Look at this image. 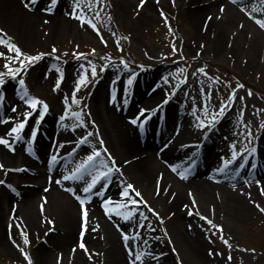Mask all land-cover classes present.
Here are the masks:
<instances>
[{"label": "rangeland", "instance_id": "374dc122", "mask_svg": "<svg viewBox=\"0 0 264 264\" xmlns=\"http://www.w3.org/2000/svg\"><path fill=\"white\" fill-rule=\"evenodd\" d=\"M257 1L264 4V0H242L237 8L240 10L242 5ZM43 2L49 6L48 0ZM76 2L81 6L80 9H75L77 16L82 14L86 20L82 23L78 18L69 15L68 24H61L63 31L60 35L48 34L49 28L45 25H40L35 29V38L32 42L18 36L13 39L7 33H0V37L6 42L16 44L22 53L44 54L34 63L25 61L24 67L21 68L20 61L24 60V56H18L14 50H10L7 43H0V52L7 54L0 56V73L4 74V85L6 86L2 89V85H0V93L4 94V99L8 102V105L5 104L0 110L2 116L6 113L8 116L0 119L6 122L10 120L11 128L20 120H26L24 130L22 128L17 133L9 131L6 139L9 140L11 147L8 145L7 147L20 146L21 149L29 150L27 146L32 145V133L36 128V119L43 116L42 120L46 118L51 120L50 123L43 122L45 127L52 126L55 122V130L65 134L71 140L70 143H64L60 147H56L55 150V155L58 157L56 161L59 159L63 161L64 175L93 150L99 153V157L94 161V167L103 169L105 164L112 166L114 159L111 171L114 173L118 169L116 165L118 158L102 137L99 125L91 110V102L97 90L103 81H106L111 87L117 81H124L125 85H128L129 77L132 78V86L138 80L142 83L143 80H146L141 74H145L146 78L153 80L155 85L165 82L164 88L167 92L165 98L168 100L166 109L169 112L170 106L174 103L171 110L182 114L180 120H184L185 125L194 132L195 140L189 141L196 143L198 139L208 134L206 141L200 147H212L210 149H214L222 155L223 161L225 159L232 160L233 151L239 153L232 163L226 166L224 162L223 164L226 168L232 165L229 174L241 177L238 182L243 188L241 197L249 206L248 210L241 212L235 219L230 218L231 216L224 218V213H220L217 216V221L212 216L207 217L202 212H194L188 207L182 211L191 213L190 215L198 219L196 230L200 231L199 237L207 245L205 252H209L207 253L208 257L197 264H264V211L261 210L264 208V189L252 185L254 181L250 175L259 170L257 162L253 165L258 169L252 170L251 166L247 167L248 155L253 154L252 159L257 157V151H252V149L256 148L258 140L264 133V127H261L264 124V55H258L256 39L251 40L248 34L242 32L236 37L229 38L227 47L224 49L216 42V37L219 34V29H217L215 32L212 30L213 34L210 35L212 48L206 49V41L199 38L193 29H187L188 24L180 22L178 15L181 12L171 1H166L165 7H154L153 12L144 6L145 1L141 5V0H101L99 4L96 3V0H76ZM64 6L68 7L67 13L69 14L74 10L73 0H59L54 11L50 13L52 14L56 10L61 11ZM145 15L151 16L152 22L145 23ZM88 20H91L96 28L87 23ZM245 37L248 41H245ZM250 42L252 45L249 46ZM53 48H55V52H53ZM93 49L95 52L92 51ZM76 53L83 55L78 57ZM255 55H258L260 62L257 65L254 64ZM6 60L11 69L21 68L17 73V78L7 75L9 68L5 67ZM122 61L126 62V66ZM89 62L97 69L96 77L91 76ZM104 65L107 66L101 70ZM178 68L182 69V72L177 73ZM201 68H204V73L199 71ZM85 69L88 72L86 84L75 92L79 103H73L72 96L75 85L78 82V77L84 74ZM125 77L126 80H124ZM19 78L25 81L23 88L27 89L28 97H37L40 101L47 103L46 111H43V104H40L36 110H32V115L24 117L23 113L30 109V105L26 104L24 100L21 103L13 101L17 95L24 96V91L19 85ZM57 80L60 81V84L58 88L54 89ZM8 85L10 86L7 87ZM238 85L241 87H237ZM171 90L176 92L173 97L170 93ZM233 94L234 99L229 100V96ZM205 102H207L209 116L213 109L219 108L221 103L226 104L224 114L220 116L217 113V120L211 125H207L206 129L198 127V118L204 117ZM13 108L16 110L13 111ZM157 108L159 109L160 106ZM65 110L69 115L61 120L60 117ZM42 111L43 115H41ZM73 112H79L81 119L71 115ZM157 113L150 114L151 117L154 116V122L159 117ZM148 115H144L145 118L142 119H146ZM9 117L14 119H9ZM28 122L30 123L27 129ZM168 122L169 124L174 123L173 119ZM42 127L36 131L35 136L51 137L49 133L42 131ZM163 133L165 131H162ZM81 137H84L87 142H81ZM154 140L157 141L156 137ZM179 141V145L184 143L181 139ZM73 148L76 149L74 155L72 154L74 153ZM240 149L247 151L241 152ZM52 151L53 149H51ZM71 155L73 156L71 157ZM242 157L244 158L242 159ZM240 164H243L244 167H240ZM4 172L5 168H0V181L4 182L0 183V186L9 191L15 178L13 177L12 181H7L4 178ZM48 177L51 180V177ZM88 180H90V175L80 182L81 189ZM70 181L76 180L65 182ZM247 186L249 189L245 191ZM67 187L68 185L59 184L60 191L65 194ZM134 188H137L136 191H139L141 196H136L134 191H132L134 193L128 191L130 195H133L129 201L131 209L135 210L131 215H136V212H139L143 207L149 212L148 222L153 231L147 228L141 219L135 226L136 232H139L140 235L131 242L134 245L143 244L149 249H154L157 252L154 264H190L171 240L169 227L173 218L167 209L157 212L149 211L148 207L151 205L145 195L142 194L139 187L134 185ZM99 189L100 187L97 191ZM46 191L44 190V192ZM131 201H147L148 206L146 207L144 203H132ZM196 205L198 203L191 202L189 207L196 208ZM207 206L209 205L207 204ZM206 207L204 204V208ZM78 210L83 221H85V210L87 217L93 215L86 205L79 204ZM204 217L208 219H204ZM139 224L145 226L140 228ZM216 225L222 227L217 228ZM91 229H93L92 226ZM14 230L19 232V238H17L16 247H14L16 251L13 255L7 253L0 255V264H29L24 252H27L31 258V264H35L30 249L35 245L34 232L25 228L21 222L17 223ZM41 231L52 233V228L47 226ZM24 234H27L30 241L28 244H24ZM36 238L37 242L44 243V245L48 242L45 235L37 236L36 234ZM90 241L92 242L85 243L86 247L95 244L96 250L87 251L86 264H108V259L106 260V257H103V252L98 249L104 244L103 235L98 234ZM17 244L21 247H17ZM21 248H23V252ZM60 257V255L57 256L58 260ZM75 264L80 263L76 261Z\"/></svg>", "mask_w": 264, "mask_h": 264}, {"label": "bare ground", "instance_id": "6f19581e", "mask_svg": "<svg viewBox=\"0 0 264 264\" xmlns=\"http://www.w3.org/2000/svg\"><path fill=\"white\" fill-rule=\"evenodd\" d=\"M43 1L36 0V3L28 8L25 6V0H0V29L4 30L0 33H7L13 39L18 36L32 42L35 38V29L45 25L49 28L48 34L60 35L63 31L61 24L67 25L69 22L68 7L64 6L61 11L56 10L51 14L43 10L48 6ZM144 1V6L151 11L154 7H165L166 1L173 2L181 12L178 15L180 22L188 24L187 29H193L199 38L206 41V49L212 48L210 35L219 29L216 42L224 49L229 38L245 32L249 35V39H256L258 55H264V27H261L256 19L264 18V4L260 1L248 2L242 5L240 10L237 6L242 0L236 2L233 0ZM144 17L145 23L152 22L151 16ZM246 38L245 41H248ZM258 55L254 57L256 65L260 63ZM247 57L249 58L248 54ZM141 76L146 81L140 83L138 80L133 87H130V84L125 85L124 81H117L111 87L103 81L91 102L92 114L99 125L102 137L118 158L116 163L118 169L114 173H109L107 178H102L90 193H84L83 188H80L82 180L56 182L64 175L63 161L54 164L50 157L55 154L56 147L70 143L71 140L55 130V122L52 126L46 127L41 122L42 131L49 133L51 137L48 136L47 139L33 137L35 159L30 158L27 154L28 150L21 149L20 146L8 150L5 144L0 143V162L5 168L4 178L7 181L15 178L10 185L11 190L6 191L0 186V255L15 253L14 247L19 232L14 228L21 222L25 228L35 234L33 236L35 245L30 248L35 264H75L76 261L86 264L87 251L96 250V246L92 244L85 249L80 247V243H91V238L98 234L103 235L104 240L103 246L98 249L103 252V257L108 259V264H124L123 262L131 264L130 249L144 252L143 264H154L157 254L154 249H149L143 244L134 245L131 242L137 238L135 226L141 219L149 225V212L142 207L136 215H132V219L125 220L123 216L117 215L116 211L109 213L103 206L104 200L111 197L110 208L123 203L124 207L117 211L128 212L131 209L129 201L133 195L121 194L127 184L139 187L155 212L167 209L173 218L169 227L171 240L190 264L203 262L209 252H205L207 245L199 237L200 231L196 230L198 219L182 212L186 207L194 212H202L207 217L212 216L215 220L220 213H224V218L231 216L230 218L235 219L241 212L249 209L241 197L243 188L238 184L241 177L229 174L232 165L226 168L222 155L214 149L205 148L199 153H193L192 143L189 140L193 139L194 132L185 125L184 120H180L182 116L180 112L172 113L171 107L174 103L170 106L171 112L167 115L174 123L167 124L169 130L161 134L158 141L154 140L156 122H153V118H150L142 136L137 134L138 125L131 123V119L141 109L151 110L158 105L160 107L168 105V100L166 103H161L167 99L165 82L155 85L153 80L146 78L145 74ZM1 87L4 89L6 86ZM170 93L173 97L176 92L171 90ZM13 101L21 103L23 100L17 95ZM10 122L9 120L1 123L0 119V136L5 138L8 136L11 129ZM44 122L50 123L51 120L46 118ZM29 123L26 124L27 129ZM180 139L190 144L182 147L178 143ZM255 150L258 155L254 159H252L253 154L248 155L247 167L251 166L252 170L259 167L258 171L250 175L254 181L252 185L264 189V133L258 140ZM75 153L76 151L72 154ZM255 162L258 167H253ZM21 165H23L22 170L19 169ZM221 167L225 169L223 172L215 171ZM180 173H184L186 178H181ZM47 176H50L51 180ZM88 176L89 173L84 174V178ZM59 184L68 185L66 194L60 191ZM102 185L105 188L104 196L97 194V189ZM248 189L249 186L245 187V191ZM128 191L132 192L131 189ZM77 196L89 197L83 205L89 207L93 217L88 216L87 222L83 221L79 213L78 205L81 203L74 198ZM191 202L198 203L196 208L189 207ZM204 204L205 207L207 204L209 206L204 208ZM145 216L147 219L144 218ZM85 222L87 228L84 227ZM47 226L52 228V233L41 231ZM150 230L153 231L151 228ZM36 234L46 236L48 239L46 245L36 241ZM124 234L131 237L127 245L123 240ZM58 255L61 256L59 260ZM137 264L141 262L137 261Z\"/></svg>", "mask_w": 264, "mask_h": 264}, {"label": "snow or ice", "instance_id": "6c2138e0", "mask_svg": "<svg viewBox=\"0 0 264 264\" xmlns=\"http://www.w3.org/2000/svg\"><path fill=\"white\" fill-rule=\"evenodd\" d=\"M100 2H101V0H96V3L99 4ZM233 2H236V0H233ZM35 3H36V0H25V6L28 7V8H31L33 6V4H35ZM48 3H49V6L46 7L45 9H43V10L45 12H49L50 13V12L54 11V7L59 3V0H48ZM143 3H144V0H141V5ZM73 7H74V10L72 12H70L69 15L73 16L74 18H78L82 23L85 22L86 17L84 15L81 14V15L77 16V13H76L75 9H80L81 6H80L79 3L76 2V0H73ZM221 10H223V9H221ZM251 14L252 13H249V15H251ZM209 19H211V17H209ZM256 19H257V23L261 27H264V18H256ZM87 23H89L93 28H96V25L91 20H88ZM3 31H4L3 29H0V32H3ZM97 31H99V29H97ZM0 43H7V47L10 50H14L18 54V56H20V55L24 56V60L20 61L21 68L24 67L25 61L34 63L35 61L39 60L44 55L43 53H37L35 55H29V54H26V53H22L20 48L16 44L6 42L2 37H0ZM55 51H56L55 48H53V52H55ZM92 51L95 52V49H93ZM6 55H7L6 53L0 52V56H6ZM76 55L79 57V56H82L83 54L82 53H76ZM122 63H125V66H126V62L122 61ZM89 66L91 67V76L92 77H96L97 69H96L95 65H91V63L89 62ZM106 66L107 65L102 66L101 70H103V68L106 67ZM5 67L9 68V71H8L7 75H9V76H11L13 78H17V73L21 70V68H17L15 70L11 69L9 67V64H8L7 60L5 61ZM176 71H177V73H180V72H182V69L178 68ZM199 71L201 73H204V68L199 69ZM205 75H206V73H205ZM3 77H4V74L0 73V85H4L5 84V79ZM87 77H88V72H87V69H85L84 74L80 75L78 77V82L75 85V90H74L73 96H72L73 103H79L77 97L75 96V92L79 91L80 87L82 85L86 84ZM184 79L186 81V78H184ZM131 83H132V78L129 77L128 84H131ZM24 84H25V81L22 78H19V85L21 86L22 90L24 91V96L21 97V99L24 100L26 104L30 105V109L29 110H25V112L23 113L24 117H28V116L32 115V110H36L38 105H40V104H43V111H46L48 109L47 103H45L43 101H40L37 97H28L27 89L23 88ZM59 84H60V81L57 80V84L54 86V89L58 88ZM177 87H179V85H177ZM237 87H241V85H238ZM206 94H208V93H206ZM4 98H5L4 94L0 93V102H2L4 100ZM228 99L229 100L234 99V94L229 96ZM66 102H67V99H66ZM166 102H167V100L162 101L161 103H166ZM225 108H226V104L225 103H221L219 108L218 109H213L211 115L209 116L207 102H205V108L203 110L204 111V117L203 118H198V127L206 129L207 125H211L213 122H215L217 120V118H218L217 113L220 116H222L224 114ZM15 110L16 109L13 108V111H15ZM43 111L41 112V115H43ZM145 112H148L149 114H151V110H149V109H141V111L138 113L137 117H133L131 119V123L137 124L139 122L140 123V127H143L142 118H145L144 117ZM68 115H69L68 111L65 110L64 114L60 117V119L64 120ZM71 115L75 116L77 119H81V116H80L79 112H73V113H71ZM9 119H14V118L9 117ZM4 122H6V121H4ZM81 122L83 123L82 120H81ZM25 123H26V120H20L19 122H17L9 130L10 133L19 132L24 127ZM261 127H264V124H262ZM32 135H33V137L36 135V130L35 129L33 130ZM89 135H91V133H89ZM81 142H87V141H86V139L84 137H81ZM0 143H3L5 145H8L9 147H11V145L9 143V140L6 139L3 136H0ZM101 143H103V141H101ZM233 148H235V145H233ZM72 151L75 152L76 149L73 148ZM240 151L241 152H246L247 150L240 149ZM252 151H255V149L253 148ZM238 154L239 153L237 151H233L232 154H231L232 155V160L225 159V161H224L225 166L230 164V163H232V161H234L236 159ZM98 157H99V153L97 151L93 150L92 152L87 154L86 157L83 160L79 161L76 164V166L70 172H68L66 175H63L56 182L57 183H63L64 181H68V180H83L84 179V174L85 173H89L90 180L86 181L85 186L83 187L82 191L84 193L92 192V190L96 188V185L98 183H100L102 178H107L108 174L112 171V166H114V159H113L112 166H109V165L105 164L103 169L95 168L94 167V161ZM243 158L244 157H242V159ZM57 159H58V157L55 154H53L50 157V160L53 161V162H55ZM2 167H4V165L0 164V168H2ZM240 167H244V165L240 164ZM253 167H255V165H253ZM90 170H91V172H90ZM173 170H175V169H173ZM224 170H225L224 167H221V168L216 169L215 171L223 172ZM180 175H181V178H186L184 173H180ZM0 183H4V182L0 181ZM129 189L134 191L136 196H141V193L139 191H136L134 186L131 185V184L125 185L124 191L121 194L127 196L129 194L128 193ZM69 191H73V190L69 189ZM104 192H105V188L102 185L97 194L100 195V196H104ZM77 199L80 200L81 205H83L89 199V197L85 196L84 198H81V197L77 196ZM131 202L132 203H144L146 207L148 206L147 205V201H131ZM110 203H112V198L108 197V198H106L104 200V204H103L104 208L109 213H111L113 211H116V214L123 216V218L125 220H129V219L133 218L131 214H132L133 211H135L134 209H130V210H128V212L117 211V209H122L124 207L123 203H120V204L116 205L115 208H110L109 207ZM258 207H259V205H258ZM148 210L151 211V212H155V209H152L151 207H148ZM261 210L264 211V208H261ZM141 215L143 216V213H141ZM156 215H159V213H156ZM84 217H85V221H86V218H87V211L86 210L84 212ZM144 218L147 219L146 216ZM204 219H208V218L204 217ZM50 223H52V221H50ZM209 223H211V221H209ZM144 226L145 225H143V224H139L138 225V227H140V228H143ZM147 226L149 228H151L150 224L147 225ZM84 227L87 228L86 222L84 224ZM216 227L217 228H221L222 226L216 225ZM81 235H83V233H81ZM139 235H140L139 232L135 233V236L138 237ZM130 239H131V237H129V235L124 234L123 240H124L126 245H127L128 241ZM29 242L30 241L27 238V234H24V244H28ZM225 242L227 243V241H225ZM17 247H21V246L19 244H17ZM80 247L86 249V245L83 242L80 243ZM21 251L23 252V248H21ZM24 255H25V257L28 258L29 264H31V258L28 256V253L24 252ZM130 256H131V264H137V261H140L141 264H143L144 252H136L135 250H131L130 249Z\"/></svg>", "mask_w": 264, "mask_h": 264}]
</instances>
